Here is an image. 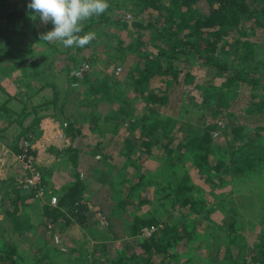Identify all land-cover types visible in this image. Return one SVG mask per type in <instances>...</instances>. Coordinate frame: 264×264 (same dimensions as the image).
<instances>
[{
  "label": "rangeland",
  "instance_id": "374dc122",
  "mask_svg": "<svg viewBox=\"0 0 264 264\" xmlns=\"http://www.w3.org/2000/svg\"><path fill=\"white\" fill-rule=\"evenodd\" d=\"M29 2L0 0V15L20 9L25 12L12 24L2 20V28L10 37L7 42L4 38L0 40V48L6 45L0 50V99L5 101L11 97L8 105L18 113L24 104L29 108L39 106L40 118L48 117L53 124L50 127L39 120L40 126L31 130V135L30 132L19 135L20 127L13 133L17 123L8 130L10 120L4 117L0 118V134H10L12 142L19 135L18 146L23 140H30L29 137L34 143L38 141V146L45 143L41 146L46 148L41 159L38 156L37 161L33 155L42 171L45 169L54 182L58 176L63 178L73 173L71 165L65 164L72 157L87 184L86 194L91 196V207L89 223L82 226L66 224L59 215L56 221L46 216L42 203H48L47 198L40 200L42 203H28L29 226L33 228L11 233L13 220L7 210L13 209L8 196L13 195L14 188L4 181L9 176L8 168H13L12 172L17 174L19 167L12 156L17 152L7 153L6 145L0 143V239L17 245L31 264H112L123 252L129 257L138 255L141 248L137 243L163 228L167 221L174 227L167 236H161L164 243L173 234L182 235L179 228L184 226H188L192 240L185 238L173 246L170 251L174 256L165 264H264L261 251L256 247L264 230V171L248 170L238 176L231 175L236 162L225 161L226 167L217 176L200 177L192 167L190 153L187 159L175 161L184 148L182 144L187 142L184 136L196 135L209 124L217 126L214 136L218 139H225L223 128L238 123L246 124L245 133L248 138H253L255 135L247 127L249 123L241 109L251 94L262 93V88L240 86L235 97L228 96L227 105L219 106L216 99L204 104L201 100L204 91L194 89V84L169 85L168 102L160 105L157 112H150L147 101L134 92L128 74L129 67L135 63L128 45L137 36L133 35L136 30L131 25L116 29L100 23L90 27L89 20L85 21L79 35L94 32L96 38L82 48H65L57 42L40 41V33L51 30L52 25L44 26L38 19H31L33 13L27 9ZM110 14L115 19L123 15L129 23L133 20L131 12L124 7L113 9ZM122 48L126 49L124 54ZM81 68L83 73L77 75ZM193 68V75L199 77L198 80L214 72L206 65ZM114 81L119 82L118 88L121 83L124 85L115 91ZM221 82L222 79H216V84ZM166 84L156 80L151 87L164 89ZM102 85L105 88L99 91L98 86ZM108 96L114 98L110 100ZM237 98L241 100L238 105ZM41 106L45 107L41 109ZM157 113L174 119L175 123L170 124L172 131L159 135L160 140L168 144L154 147L157 151L145 160L140 143L147 128L139 120L145 114L152 121L157 119ZM34 116L33 110L25 124H30ZM70 117L77 120L76 130L80 129V134L65 131L68 121L65 118ZM94 124L97 130L93 128ZM45 132V136L56 144L54 151L46 143ZM38 135L43 137L42 140L36 139ZM227 154V151L221 153V158H226ZM63 165L67 168L63 169ZM187 170L196 184L195 193H210L206 205L209 209L215 206L218 195L221 194V200L226 198L222 206L213 208L209 219H202L189 206H181L164 197L169 189L165 191L161 187L174 178V172ZM120 201L127 203L119 206ZM176 212L180 213L181 219L188 216L184 224L170 218ZM151 217L158 221L157 226L141 225V219ZM235 217L237 229L227 231ZM134 226H140L135 235L131 233ZM152 227L155 230L151 235L143 234L145 228ZM160 257H156L155 263ZM138 262L144 264V260Z\"/></svg>",
  "mask_w": 264,
  "mask_h": 264
},
{
  "label": "trees",
  "instance_id": "16d2710c",
  "mask_svg": "<svg viewBox=\"0 0 264 264\" xmlns=\"http://www.w3.org/2000/svg\"><path fill=\"white\" fill-rule=\"evenodd\" d=\"M108 1H110L107 9L109 11L98 18L93 17L89 20V25L91 27L94 24L103 23L116 29L127 28L131 25L136 30L133 35L137 36L128 45V48L132 50L130 54L134 56L135 62L129 67L128 74L132 80L134 92L147 101V104L150 105V112H157L160 105L168 102L169 85L194 84V89L204 91L203 99L201 98L204 104L208 105L212 99H216L219 101V106L227 105L229 102L225 101L228 96L235 97L240 86H250L251 89L262 88V93L251 94L241 109L248 120L247 126H250L256 134L254 139L243 137L242 133L246 124L238 123L233 127L223 128L222 137L226 141L216 138L214 134L218 128L215 124H209L207 128L200 130L196 135L190 133L184 136L187 142L182 144L184 148L175 161H183L184 157L187 159L190 153L192 167L200 173V177H204V175L217 176L226 167L225 161L227 163L236 162V166L231 169V175L238 176L243 172H249L248 170L264 171V0ZM120 7L131 12L132 22L129 23L123 15L117 19L111 16V10ZM24 14V10L20 9L0 15V40L4 38L7 42L10 37L2 28V20L12 24ZM4 47L6 45H2L0 50ZM120 50H123V54L126 52L125 48ZM196 65L213 68V75L198 80L199 77L193 75V67ZM217 78L222 79L221 84H216ZM156 80L167 83L166 87L164 89L161 86L151 87V84ZM113 84L115 91L124 85L121 83L118 88V81H114ZM104 88L105 85L98 86L99 91ZM111 97L108 96V99L114 98V96ZM10 99L11 97L5 101L0 99V118L7 117L10 120L8 129L17 123V126L13 127L15 129L13 133L20 127L19 135L27 134V132H30L29 135H31V130H35L41 117L39 106L29 108L24 104L18 113L9 107ZM237 102L238 105L241 100L237 98ZM154 105L158 106L153 107ZM43 107L45 106H41V109ZM33 110L36 116L32 118L30 125L26 126L27 117L33 113ZM158 114L157 119L152 121L145 114L139 120L142 126L147 128L140 143V148L146 155L145 160L157 151L154 147L168 144V142L161 141L159 135L168 134L169 131H172L170 124L175 123L174 119L163 117L160 114L158 117ZM65 119L68 120L67 127L64 128L65 131L72 135H74V131H76L75 135L80 134V129L76 130L77 120L74 117ZM148 125L150 127H147ZM93 128L94 130L98 129L96 124L93 125ZM19 135L9 144V149L17 153L22 151L21 144L18 146ZM28 139H30L28 140L30 143L34 141L30 137ZM54 150L51 148V151ZM226 151L228 153L226 158L225 156L221 158V153ZM215 157L218 159L215 160ZM73 161L74 159L70 157L65 162L66 165H71L73 173L67 174L63 178L58 176L56 182L52 181L51 175L47 174L45 169L42 171L36 164L42 174L43 195H39L34 187H20L14 176L17 186L10 183L9 187L11 186L14 190L12 191L13 195L8 196L13 209L7 210L13 220L11 233L23 232L26 227L27 229L32 227L29 226L31 223L26 205L42 203L40 200H44V198L48 199V203H42L44 212L46 216H51L53 221L58 220L59 215L66 224L78 223L85 226L89 223L88 211L91 207V196L86 194L87 184L80 176L78 165ZM66 165H63V169L67 168ZM174 174V178L161 187L165 191L169 189L164 197L179 202L181 206H189L202 219H209L213 208L222 206L223 200L214 201V199L215 206L213 205L210 209L206 206L207 196L210 193H203L204 195L195 193L197 187L188 170L184 173L174 172ZM131 191L130 189L129 192ZM53 197L57 198L56 206L51 204ZM126 203V201H120L119 206ZM170 218L184 224L188 216L185 215L181 219L180 213L176 212ZM196 219L194 220L197 221ZM236 223L237 218L235 217L227 231L237 229L235 228ZM153 224L156 226L159 224L154 217L146 220L141 219V225L150 227ZM173 227L165 221L163 228L137 243L141 248L138 255L135 253L129 257L122 253L112 264H139V260H144V264H165L169 257L174 256L170 251L173 246L185 238L192 240L188 226H184L179 228L183 236L178 233L177 235L173 234L164 243L161 236H167ZM139 229L140 226H134L131 233L135 235ZM256 247L264 258V230ZM218 249L222 253L225 252L221 247ZM159 255L161 257L155 263L156 257ZM136 259L138 261H135ZM0 262L3 264H31L21 254L17 245L2 239H0Z\"/></svg>",
  "mask_w": 264,
  "mask_h": 264
},
{
  "label": "clouds",
  "instance_id": "9594fccd",
  "mask_svg": "<svg viewBox=\"0 0 264 264\" xmlns=\"http://www.w3.org/2000/svg\"><path fill=\"white\" fill-rule=\"evenodd\" d=\"M109 8L108 0H30L27 9L41 25L52 29L40 33V41L57 42L65 48L85 47L96 38V33L83 31L84 22L99 17Z\"/></svg>",
  "mask_w": 264,
  "mask_h": 264
},
{
  "label": "built area",
  "instance_id": "2783aa9c",
  "mask_svg": "<svg viewBox=\"0 0 264 264\" xmlns=\"http://www.w3.org/2000/svg\"><path fill=\"white\" fill-rule=\"evenodd\" d=\"M83 68L76 72L77 75L83 73ZM217 135V134H215ZM22 151L17 154H12L14 161L19 167V171L15 175L16 183L23 188L34 187L37 189L39 195L44 194V189L42 187V174L37 168V161L33 153H31V143L25 139L21 142ZM7 153L11 152L8 148ZM51 204L57 205V198L53 197ZM155 230L152 228H145L143 234L151 235Z\"/></svg>",
  "mask_w": 264,
  "mask_h": 264
},
{
  "label": "crops",
  "instance_id": "0c3cea01",
  "mask_svg": "<svg viewBox=\"0 0 264 264\" xmlns=\"http://www.w3.org/2000/svg\"><path fill=\"white\" fill-rule=\"evenodd\" d=\"M38 97H40L39 95H38ZM41 115V114H40ZM40 121H42V124H46V125H49L50 127H51V124H53V121L51 120V119H48V117H44V118H40ZM41 124V123H40ZM40 124H38V126L36 125L35 126V130H37V128L40 126ZM26 126H28V125H30V124H25ZM42 127V126H41ZM54 128H55V130H57V127H55V125L53 126ZM247 127H249L250 129H251V127L250 126H247ZM11 129V128H10ZM42 129V128H41ZM9 130V129H8ZM47 130H48V128L47 129H45V131L47 132ZM251 131H252V129H251ZM46 132L43 134V136L45 137V139H46V143L48 144V146H52L53 148H55L56 146V144L54 143V141L53 140H51V139H49L48 137H46L45 136V134H46ZM53 132H54V130H53ZM246 132V130H243V137L244 138H246V139H254L255 137H256V134L253 132V134L255 135L253 138H248V136H247V134L245 133ZM40 135V134H39ZM39 135L36 137V139H39L40 138V140H42V138L43 137H39ZM54 135V133H52V136ZM0 143L3 145V144H5L6 145V147L5 148H8V147H10V143L12 142V138L10 137V135L8 134V135H6V133H1L0 134ZM39 137V138H38ZM38 142V141H37ZM37 142H33V144H34V153H35V155H36V158H37V161H38V156H39V158L41 159V155H42V153H43V151H45V149L43 148V147H41V146H43V145H45V143L44 144H42L41 146H38V144H37ZM9 149V148H8ZM10 150V149H9ZM47 150L49 151V147L47 148ZM11 151V150H10ZM11 152H13V151H11ZM231 162H233V161H231ZM39 163V162H38ZM37 163V164H38ZM12 170H13V168H8L6 171H8V174L7 175H9L8 177H6L5 179V181H4V183L5 184H7V186H9L10 185V183L11 184H14L15 185V181H14V172H12ZM231 173V172H230ZM11 187V186H10ZM8 189H9V187H8ZM218 199H216V200H221V194L220 195H218ZM223 200H225L226 201V198H222ZM226 204V203H225ZM221 205V204H220ZM226 206V205H225ZM29 215V214H28ZM29 217H30V215H29ZM30 221H31V218H30ZM8 222V221H7ZM31 223V222H30ZM33 228V227H32ZM124 253V252H123Z\"/></svg>",
  "mask_w": 264,
  "mask_h": 264
}]
</instances>
